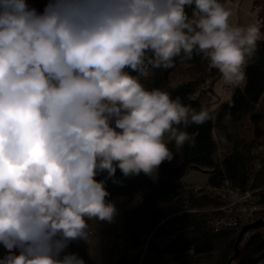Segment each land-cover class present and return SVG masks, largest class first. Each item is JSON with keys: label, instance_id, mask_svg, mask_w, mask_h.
<instances>
[{"label": "clouds", "instance_id": "obj_1", "mask_svg": "<svg viewBox=\"0 0 264 264\" xmlns=\"http://www.w3.org/2000/svg\"><path fill=\"white\" fill-rule=\"evenodd\" d=\"M231 16L220 0H0V264H85L62 253L113 221L106 180L156 179L210 119L142 79L195 53L245 83L260 22Z\"/></svg>", "mask_w": 264, "mask_h": 264}, {"label": "trees", "instance_id": "obj_2", "mask_svg": "<svg viewBox=\"0 0 264 264\" xmlns=\"http://www.w3.org/2000/svg\"><path fill=\"white\" fill-rule=\"evenodd\" d=\"M27 3L43 12L48 0H27ZM193 10L186 8L189 17ZM254 15L255 22L261 18L262 39L257 42L255 54L247 60L245 83L228 88L230 99L218 101L205 123L185 129L192 138L190 143L180 149L174 143L168 144L174 159L160 165L156 179L143 173L124 177L117 168L115 177L106 180L110 193L107 199H136L135 205L114 217L119 218L118 222L99 233L112 239V253L116 252V256L112 255L109 264H264V113L255 114L264 95V14ZM220 77L217 69L194 53L191 59L176 57L171 68L152 70L142 83L148 89L166 90L172 98L180 97L182 103L199 111L202 107L199 101L215 94L212 88ZM207 80L213 86H208ZM213 97L219 99L216 94ZM224 119L228 122L222 125ZM216 130L222 137L220 141ZM226 130L231 134L226 135ZM193 167L207 174L203 186L192 187L182 182ZM106 177L105 172L96 179ZM221 189L251 193L258 211L252 218L236 222L235 227L222 225V220L236 215H228L227 203L216 195ZM171 201L184 206H176L174 210L161 207ZM255 222L262 226L242 235L237 245L238 258L229 262L240 230ZM171 236L173 239L166 245H157ZM135 237H139V245H134ZM86 245L73 241L62 255L75 253L85 264H94ZM129 248L136 249L131 260L125 256ZM7 254L0 245V259Z\"/></svg>", "mask_w": 264, "mask_h": 264}, {"label": "rangeland", "instance_id": "obj_3", "mask_svg": "<svg viewBox=\"0 0 264 264\" xmlns=\"http://www.w3.org/2000/svg\"><path fill=\"white\" fill-rule=\"evenodd\" d=\"M224 1L225 2L228 1V2H231V3H235V2L239 3V0H224ZM237 3H235L236 6H238ZM259 6L258 5H254L250 9H248V7L245 8V9H248L247 10V14L250 15V16H245L246 17L245 18V24H242L241 26H245V25H247L249 23L255 22V15L252 16L253 13H258V14H261V15L264 14V5H261L260 7ZM225 7L227 8V6H225ZM260 8H261V10H260ZM231 20H232V17L230 18V21ZM206 84L208 86H210V87L213 86L211 80H207ZM223 87H224V89H227V91H225L223 89ZM230 87L231 86L225 85L223 80H222V77H220L218 83L215 86H213V88H212L214 90V93L219 97V99L218 100L214 99L213 95H215V94H209V95L203 97L199 101V103L201 104V106L203 108L207 109L208 112L214 111L216 109L217 105H218V101H226V100L230 99L231 91H229L230 89H228ZM263 113H264V95L262 96L259 104L256 107V113L255 114L256 115H261ZM227 122H228L227 119H224L223 122H222V125H225ZM215 133H216V137L220 141L219 138L221 136H220L219 132L216 130ZM224 133L226 135H230L231 134V132L229 130H226ZM206 181H207V174L202 173L200 171H195V170L189 171L185 175L183 180H182V182L185 185L192 186V187L203 186L206 183ZM119 199L120 198L108 199L109 201H111V202H113L115 204L117 212L121 211V209H119V207H118L119 206L118 205ZM177 203H178V201L177 202H173L171 204H174V205L167 206L166 208H170V209L174 210L176 208V206H181V205L184 206V204H182V203L181 204H179V203L177 204ZM135 204L136 203L133 202L132 206L135 205ZM118 215H120V214H118ZM116 220L118 222L119 218L118 219H113L112 222H106V221L95 222V227H96L97 224L100 227L96 228L95 237H94L92 243L91 244L86 243L87 244L86 248H90L89 254L94 259L95 264H102L101 260L99 259L100 258V255H99V244L101 243V241H100L101 236H99V233L101 232V230H104L106 228H110L111 227V223H114ZM172 239H173V236L168 237V238H163V239H161L160 241L157 242V245L158 246H164L167 243H169ZM111 244H112V241H111ZM135 253H136V249L135 248H129L126 251L125 256L127 257L128 260H131L134 257ZM113 255L116 256V252L113 253Z\"/></svg>", "mask_w": 264, "mask_h": 264}, {"label": "crops", "instance_id": "obj_4", "mask_svg": "<svg viewBox=\"0 0 264 264\" xmlns=\"http://www.w3.org/2000/svg\"><path fill=\"white\" fill-rule=\"evenodd\" d=\"M237 3V2H235ZM235 3H231V2H225L224 6H227V8L229 10H231L232 12V20L230 21L231 23L235 24V25H239L241 26L242 24H245V16H250L247 14V10L250 9L253 5H264V0H239V3H237L238 6L235 5ZM259 6V7H260ZM246 7H248V9H245ZM261 10V8H260ZM133 202H136L135 197H130V198H120L118 201V207L119 209H121V211L127 207H129L130 205H132ZM174 201H171L170 203H173ZM160 205L163 208H166L168 205ZM100 227L98 224L95 227L96 228ZM108 228L101 230L102 231H107ZM101 243L99 244V255H100V260L102 264H109L112 258V248H111V241L112 239L107 236V235H103L100 238ZM104 243V244H103ZM88 254H89V250L90 248H86ZM90 255V254H89ZM91 257V256H90ZM92 258V257H91ZM92 260L94 261V259L92 258ZM95 264V261H94Z\"/></svg>", "mask_w": 264, "mask_h": 264}, {"label": "built area", "instance_id": "obj_5", "mask_svg": "<svg viewBox=\"0 0 264 264\" xmlns=\"http://www.w3.org/2000/svg\"><path fill=\"white\" fill-rule=\"evenodd\" d=\"M257 21L260 22L261 18H258ZM216 195L227 203L226 209H228V215H236V217L232 219L222 220V225L224 226L235 227L236 222L246 218H252L253 214L258 211L253 205V196L249 192L241 193L230 189H221L216 192ZM118 212L115 217L118 216Z\"/></svg>", "mask_w": 264, "mask_h": 264}, {"label": "water", "instance_id": "obj_6", "mask_svg": "<svg viewBox=\"0 0 264 264\" xmlns=\"http://www.w3.org/2000/svg\"><path fill=\"white\" fill-rule=\"evenodd\" d=\"M191 169H192V170H195V171L198 170V168H196V167H193V168H191ZM261 226H262L261 223H259V222H255V223L250 224V225H248V226H244V227L240 230L239 235H238L237 240H236V243H235V245H234V255H233V257L229 260V262H231L232 260L238 258L239 253H238V251H237V245H238V243H239V241H240L242 235H243L247 230H249V229L259 228V227H261ZM139 244H140V239H139V237H135V238H134V245H139Z\"/></svg>", "mask_w": 264, "mask_h": 264}]
</instances>
